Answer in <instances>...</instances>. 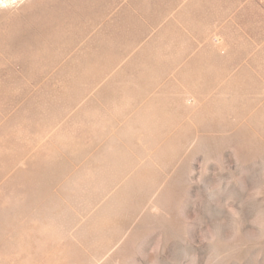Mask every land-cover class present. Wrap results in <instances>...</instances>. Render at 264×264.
<instances>
[{"label": "rangeland", "instance_id": "1", "mask_svg": "<svg viewBox=\"0 0 264 264\" xmlns=\"http://www.w3.org/2000/svg\"><path fill=\"white\" fill-rule=\"evenodd\" d=\"M0 264H264V0H0Z\"/></svg>", "mask_w": 264, "mask_h": 264}, {"label": "bare ground", "instance_id": "2", "mask_svg": "<svg viewBox=\"0 0 264 264\" xmlns=\"http://www.w3.org/2000/svg\"><path fill=\"white\" fill-rule=\"evenodd\" d=\"M10 1V0H9ZM2 2H3V0H2Z\"/></svg>", "mask_w": 264, "mask_h": 264}]
</instances>
